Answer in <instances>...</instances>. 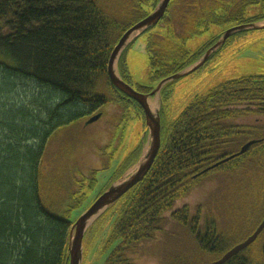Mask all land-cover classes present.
I'll list each match as a JSON object with an SVG mask.
<instances>
[{
	"label": "trees",
	"instance_id": "1",
	"mask_svg": "<svg viewBox=\"0 0 264 264\" xmlns=\"http://www.w3.org/2000/svg\"><path fill=\"white\" fill-rule=\"evenodd\" d=\"M191 2L187 0V5ZM240 2L234 1V13L205 14L206 20L198 26L204 24L205 30L211 22L224 25L243 20L250 2L242 6ZM155 3L156 0L154 6ZM143 17L144 12L120 23L106 14L96 0H0V95L13 93L14 79L50 91L33 111L16 105L8 111L7 105L5 109L0 105V264H66L73 225L69 215L81 205L85 189L94 185L97 172L109 164L115 148L107 152L109 145L100 149L90 144L93 136L89 132L85 134L90 135L86 147L91 152L82 155L80 150L74 157L63 154L60 170L44 168L45 153L57 130L85 121L102 109L109 113L97 122L111 126L113 136L121 137L130 120L144 122L141 107L114 88L107 74L113 47L123 32ZM171 22L164 16L165 25ZM193 32L201 30L196 28ZM171 40L159 35L148 38L146 50L154 81L178 73L199 56ZM122 55L123 51L119 63ZM119 74L126 81L120 71ZM175 81L161 88L159 115L164 91ZM136 89L153 90L142 86ZM263 91L264 76L237 77L196 96L168 126L160 118V149L145 177L123 195L126 198L110 236V242H120L105 264H154L142 257L143 260L132 261L126 254L153 239L166 215L183 227L187 241L195 248L169 253L163 264H216L215 259L253 232L264 216V206L251 207V224L238 234L209 228V222L195 230L197 207L193 211L194 206L187 199L194 203L196 196L194 192L192 198L186 196L199 183L197 178L205 167L242 145L240 121L248 112L258 113ZM97 122L90 126L96 127ZM29 137L35 138V143H29ZM228 145H234L235 150H225ZM142 146L135 159L128 158L120 167L117 178L138 160ZM258 147L252 145L248 152L216 170L234 172L236 161L242 162V168L248 164L256 167L264 160L257 156ZM206 231L209 236L205 239ZM261 238L264 229L256 241ZM222 264H264V251L256 253L248 246Z\"/></svg>",
	"mask_w": 264,
	"mask_h": 264
},
{
	"label": "rangeland",
	"instance_id": "2",
	"mask_svg": "<svg viewBox=\"0 0 264 264\" xmlns=\"http://www.w3.org/2000/svg\"><path fill=\"white\" fill-rule=\"evenodd\" d=\"M154 1L96 0L98 6L106 14L120 23H127L143 12L150 13ZM191 1L190 6H188L187 0H179L167 11V16L172 19L170 24L158 23L155 27L140 33L124 48L119 63V71L126 82L135 89L142 86L154 90L158 84L157 81L151 78L152 70L146 50L148 38L154 39L158 35L161 37L169 36L170 39L181 43L188 53L197 54L205 46L212 44L217 36L227 31L226 26L215 24H208L207 29L204 30V24L198 26L200 21L196 23V17H205V14L212 9L215 1ZM262 11L259 4L251 5L246 10L245 17H253ZM197 27L202 29L201 33L193 32ZM209 49L204 55L208 53ZM208 57L210 58H208L203 67L177 79L169 86L167 91H164V103L160 116L164 119L165 126H168V123L172 122L196 96L205 93L216 85L241 76H264V27L258 32L238 37L236 41L229 42L224 47H219L217 53L213 55L211 53ZM13 81V86H11L13 93L0 95V105H3V109L7 105L8 111L11 107L14 108L15 105V107H28L33 111L50 94V91H46L29 81L19 79H14ZM150 92L142 93L148 94ZM149 99H157L159 108L161 107L159 93L150 96ZM97 113L103 116L109 112L106 109H102ZM89 118L73 126L57 130L48 146V153H45L46 162L44 163V168L60 170L64 165L62 164L64 161L63 154L66 153L74 157L79 154L80 150H82V155L91 152L86 147L90 135L93 136V142L90 144L100 149L101 147L104 148L105 145H109L105 149L107 152L111 151L113 147L115 148L111 161L107 162L106 157H103L105 162L109 164H105V167L97 172L94 185L89 189H85V198L81 205L70 213L69 220L72 223H75L80 215L87 210L102 190L107 189L111 185L112 180L117 178L120 173V167L127 159H135L141 145H143L141 154L144 155V153H147L150 144V135L144 131L145 122L138 119H133L126 123L124 130L121 132V137H118V134L114 136L111 134V126L107 128L106 122H97L100 117L95 120L98 125L93 128L90 125L95 121L89 123ZM89 132L92 134L86 137L85 134ZM34 139L29 137V143H35L36 139ZM235 148L234 145H228L225 150H235ZM137 161L114 181H117L120 177V181H123L133 173L137 169ZM50 164L53 165L52 168L47 167ZM243 169L230 172V174L228 172L226 174L207 175L186 196L192 198V193H195L196 202L194 201L193 203L191 199H187V201L194 206L193 211L197 207L196 211L199 216L197 221L203 224V227L206 222H210L219 231L238 234L244 231V229L240 228V222L246 219L249 222L246 227L251 224L250 220L252 218L249 216L252 211L250 210L251 208L245 209L235 206L241 204L240 196L243 195L244 189H246L244 191L247 197L244 195L243 202L256 197L257 184L263 181V176L257 171L256 167H251V164H248ZM249 184V189H247ZM125 198L126 196L121 197L108 212L102 216L99 215V218H94L89 224L82 240L80 264H105L111 250L119 244V239L110 242V236L114 221L119 216ZM252 202H246L247 207L259 205ZM182 228L178 224L173 223L166 215L164 221L160 224L159 232L155 234L154 238L137 245L132 251H128L126 256L130 257L132 261L144 258V260L154 264H163L164 257L169 253H181L185 248L187 251L194 250L195 246L190 240L187 241V237L184 234L185 231ZM263 243L264 238H261L249 246H251L253 252L259 253L261 250L262 253L264 251Z\"/></svg>",
	"mask_w": 264,
	"mask_h": 264
},
{
	"label": "water",
	"instance_id": "3",
	"mask_svg": "<svg viewBox=\"0 0 264 264\" xmlns=\"http://www.w3.org/2000/svg\"><path fill=\"white\" fill-rule=\"evenodd\" d=\"M170 0H159L156 4L155 8L145 17L138 20L137 22L133 23L128 29H126L121 37L119 38L118 42L113 47L108 63H107V74L110 81V84L122 92L125 96L130 99H133L142 109L145 127V133L148 132L150 135V144L147 153L144 155L141 154L140 159L137 161V169L127 176L126 179L120 181L121 177L111 183V185L105 189L97 198L92 202V204L84 211L80 217L73 223L70 229V239L68 242V257L66 264H80L81 260V245L84 233L86 229L89 227L88 222L92 217L97 218L101 215L110 205L114 204L118 199H120L126 192H128L133 186L139 183L147 174L149 169L151 168L155 157L160 149L161 146V124H160V115L159 110L154 114L150 107H149V97L159 93L160 96V89L162 86L173 80H177L185 75L190 74L192 71L196 70L199 66H201L208 56L213 53L216 49H218L225 39L233 32L239 31L242 29H261L264 27V20L258 22H252L248 24L238 25L232 28L227 29V31L222 34L221 37L217 40L215 44L209 49L206 55H202L200 59L188 66L187 68L175 73L171 76L163 78L160 80L154 90H151L150 93L144 94L139 92L137 89L132 87L129 83L124 81L119 73L115 72L114 65L115 61L119 58L120 54L124 50V48L128 45V43L133 40L136 36L140 33L144 32L145 30L151 28L152 26L156 25L157 22L163 17L166 7ZM100 117V113L92 115L88 122H93ZM255 140H251L240 148L237 153L230 155L229 157L211 165L208 169L214 168L218 166V164L228 161L236 156L242 155L245 153L248 148L253 144ZM94 220V219H93ZM264 229V217L261 222L258 224L254 232L249 235L246 239L237 243L229 250H227L218 260L215 261L216 264H222L226 260L230 259L232 256L236 255L250 244H252L257 236L261 233Z\"/></svg>",
	"mask_w": 264,
	"mask_h": 264
},
{
	"label": "flooded vegetation",
	"instance_id": "4",
	"mask_svg": "<svg viewBox=\"0 0 264 264\" xmlns=\"http://www.w3.org/2000/svg\"><path fill=\"white\" fill-rule=\"evenodd\" d=\"M158 1L159 0H156V3H155V6H156V4L158 3ZM179 0H170L169 1V3H168V5H167V7H166V10H165V12H164V15H163V17L157 22V24L158 23H160V22H163L164 23V16L165 17H168V18H170L171 19V17H169V16H167V11L169 10V8H171V7H173L174 6V4H176L177 2H178ZM199 2H200V0H198ZM213 1H215V3H214V5H213V7H212V9H210L207 13L208 14H210V13H214V14H223V12L224 13H227V14H230V13H234L237 9H235L234 7H233V5H234V1L235 0H213ZM226 1V3L225 4H223V2H225ZM246 1H248V2H250V4H248L247 6H246V9H245V11H244V16H243V20L242 19H240V20H236V21H234V22H230V23H227V24H224V25H220V24H215V23H213V22H211V23H209V20H208V23L209 24H215V25H220V26H226V28L227 29H229V28H232V27H235V26H238V25H242V24H248V23H252V22H258V21H262V20H264V0H241V4H240V6H242V4L244 3V2H246ZM191 4V3H190ZM189 4V5H190ZM260 5L261 6V8H262V12L260 13V14H258V15H255V16H253V17H248V18H246L245 17V14H246V10L251 6V5ZM155 6L154 5H152V8H151V11L155 8ZM217 11H219V12H217ZM145 13V15H147V14H149L148 12H144ZM206 20V17H201V16H197L196 17V23H198V21H205ZM199 22V23H200ZM156 24V25H157ZM156 25H154V26H152V27H155ZM164 25H165V23H164ZM151 27V28H152ZM150 29V28H149ZM197 29L198 30H201V32H202V29H200V28H198L197 27ZM260 29H242V30H239V31H235V32H233V33H231L226 39H225V41L223 42V44L221 45V46H225L226 44H228L229 42H232V41H236L237 40V38L238 37H241V36H245V35H247V34H251V33H254V32H258ZM222 34L223 33H221L219 36H217V38L214 40V42L212 43V44H210V45H208V46H205L203 49H201L200 51H199V56H198V58L192 63V64H194V63H196L199 59H200V57L211 47V46H213V44H215L216 42H217V40L219 39V37H221L222 36ZM171 42H173L174 44H176V45H182L181 43H177L174 39H172L171 40ZM220 46V47H221ZM218 50H219V48L218 49H216L213 53H212V55L214 54V53H217L218 52ZM208 58H210V57H208ZM208 58L205 60V62L201 65V66H199L196 70H198V69H200L201 67H203L205 64H206V62L208 61ZM191 64V65H192ZM190 66V65H189ZM196 70H194V71H192V72H195ZM191 72V73H192ZM249 76H252V77H259V76H262V75H249ZM168 83V82H167ZM167 83H165V84H167ZM164 84V85H165ZM163 85V86H164ZM162 86V87H163ZM263 94H264V91L262 92ZM261 103L262 104H258L257 105V108L259 109V111H258V113H253V112H251V113H246V114H244L243 115V119L240 121V125H241V131L243 132V135H244V142L242 143V145H244L245 143H247V142H249V141H251V140H255V142L253 143V144H251V146L252 145H254V144H257L259 147H258V150H257V152L259 151V153H257V156H259V157H263L264 158V154H263V151H264V95L261 97ZM160 118H161V116H160ZM251 118H254L256 121H252L251 120ZM160 122H161V119H160ZM251 126V127H250ZM229 138H227L226 140H228ZM230 140V139H229ZM242 145L236 150V151H234L232 154H234V153H237L239 150H240V148L242 147ZM250 146V147H251ZM250 147L248 148V150L246 151V152H248L249 150H250ZM245 152V153H246ZM245 153H243V154H245ZM232 154H230V155H232ZM242 154V155H243ZM230 155H227V156H222V158H220L218 161H216L215 163H217V162H219V161H221V160H223V159H225V158H227V157H229ZM241 155H239V156H236V157H234V158H232V159H229L228 161H226V162H223V163H220V164H218V166H216V167H214V168H211V169H208L211 165H213V164H215V163H213V164H211V165H209V166H207V167H205L202 171H201V174H200V177H198L197 179L199 180V182L200 181H202V179H203V177H205V176H207V175H210V174H216V173H219V174H221V173H224V174H226V173H228V174H230V172H232V171H228V169L226 170V169H219V170H216L217 169V167H220L221 165H223V164H226V163H228V162H230V161H232L233 159H235V158H237V157H240ZM242 162L241 161H236V162H234V164H233V166H235L233 169H234V171H237V170H242L243 168L242 167H239L240 166V164H241ZM256 168H257V171L263 176L262 178H263V181L262 182H260V183H258L257 185V188H258V190H256V192H257V194H256V199L254 200L253 198H251V199H249V200H246L245 202H243V200H244V198H245V196H246V192L244 191V190H246V189H244L243 190V195H241L240 197H241V201H240V203L241 204H237L235 207H243V208H245V209H249V208H251V206L250 207H247V204H246V202H252V203H254V204H259V205H262V206H264V160L262 159V161H261V163L258 165V164H256ZM244 170V169H243ZM199 173H197L196 174V176L198 175ZM202 175V176H201ZM243 179V178H242ZM248 184V183H247ZM246 184V185H247ZM249 186H250V184L248 185V187H247V189H249ZM245 195V196H244ZM247 197V196H246ZM251 210V209H250ZM246 211V210H245ZM251 213L252 214H254V211H251ZM264 217V216H263ZM263 217L261 218V220L263 219ZM261 220L259 221V223L261 222ZM197 222V223H196ZM195 222V224H194V229L195 230H199V228L201 227V226H203V224H201V223H199L198 221H196ZM258 223V224H259ZM249 224V222H248V220L246 221V219H244L242 222H240L239 223V225L241 226L240 228H242V229H246L247 227V225ZM258 224H257V226H258ZM213 225H211L210 224V222H209V228H211ZM256 226V227H257ZM256 227L254 228V230L256 229ZM254 230H253V232H254ZM252 232V233H253ZM206 234H203V236H205V239L206 238H208V232L206 231L205 232ZM251 233V234H252ZM250 234V235H251ZM204 238V237H203ZM247 238V237H246ZM257 238H258V236H257ZM256 238V239H257ZM262 247H263V250H264V245L262 244ZM262 247H261V249H262ZM216 260H218V259H215L214 260V262L216 261Z\"/></svg>",
	"mask_w": 264,
	"mask_h": 264
},
{
	"label": "bare ground",
	"instance_id": "5",
	"mask_svg": "<svg viewBox=\"0 0 264 264\" xmlns=\"http://www.w3.org/2000/svg\"><path fill=\"white\" fill-rule=\"evenodd\" d=\"M121 55V54H120ZM120 58V56H119ZM119 58L115 61V65H114V69H115V72L116 73H119ZM120 75V74H119ZM121 77V76H120ZM148 103H149V107L151 109V111L155 114L158 110H159V104L157 102V99H149L148 100ZM161 124V122H160ZM95 217H92L89 222H88V225L93 221ZM256 241V240H255ZM254 241V242H255ZM253 242V243H254Z\"/></svg>",
	"mask_w": 264,
	"mask_h": 264
}]
</instances>
